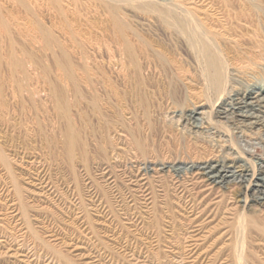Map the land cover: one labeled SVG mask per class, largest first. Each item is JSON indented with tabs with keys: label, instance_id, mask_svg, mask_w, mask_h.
<instances>
[{
	"label": "rangeland",
	"instance_id": "obj_1",
	"mask_svg": "<svg viewBox=\"0 0 264 264\" xmlns=\"http://www.w3.org/2000/svg\"><path fill=\"white\" fill-rule=\"evenodd\" d=\"M182 1L80 0L75 25L42 18L50 37L0 38V264H264V199L241 184L261 196L264 123L220 116L230 93L207 88L163 21L210 0ZM116 21L131 28L129 55L110 39ZM254 72L243 78L264 91ZM207 162L232 181L207 184L193 165Z\"/></svg>",
	"mask_w": 264,
	"mask_h": 264
},
{
	"label": "bare ground",
	"instance_id": "obj_2",
	"mask_svg": "<svg viewBox=\"0 0 264 264\" xmlns=\"http://www.w3.org/2000/svg\"><path fill=\"white\" fill-rule=\"evenodd\" d=\"M86 1L88 2L86 6L92 7L91 0ZM203 1L205 0H201V3ZM213 1L205 2L201 6L199 4V7H178L172 12L169 11L170 20L168 18L163 20L166 29L177 38L188 42L190 47L198 54L203 62V72L208 78L207 88L219 98L223 94L230 93L228 97L220 102V109L218 110L220 116L222 115L228 121L232 118L231 122L234 120L236 124L247 123L248 126L256 122L264 123V112L260 115L259 109L258 111L255 109V107L264 108V91L257 90L254 83H250L243 78L245 73L251 75L254 71L264 70V40L257 35L259 26L264 25V2L257 0L253 3L232 2V4L225 3L226 0ZM103 2L108 5L110 0H103ZM79 5L80 0H0V38L13 35L32 38L40 35L50 37L49 32L41 28L42 18L47 17L48 20L61 22L60 24L65 26L75 25L80 22V19L74 14ZM163 13L165 14L166 11ZM11 25L14 27L21 25V27L19 26L20 28L18 27L15 31H10ZM34 25L39 31L32 29ZM128 28L130 27L125 23L116 21L113 22L109 34L110 39L118 44V48L126 55L131 54L133 51L126 33ZM61 34L69 37L74 35L73 30H71V33L64 31ZM242 84H245L243 88L237 89L236 87L235 89L236 85ZM255 88L256 90H254ZM253 90L254 92H252ZM199 108L200 106H195L187 114L189 119L192 120L193 127H199V122L196 121L198 118L195 117L196 114L201 113L198 110ZM260 140L264 143V136L260 137ZM130 144L143 158L148 156L146 155L148 150L144 147L140 138L136 139L131 136ZM65 149L68 157L71 158L72 140L65 144ZM0 159L4 161L1 150ZM193 165L197 168L196 171L199 177L207 181V184H217L223 187L232 181L221 173V168L225 165H221L220 168H217L218 165L209 162L200 167L198 164ZM242 171L244 170L240 169V172ZM259 171L263 172V176H257L252 172L251 178L257 179L256 181L261 186L264 185V167L262 168L259 165ZM249 180L250 178L241 180L245 190V200L246 198L253 201L264 199V194H262L264 189L259 190L261 196L256 193L246 194ZM244 181H248L247 184Z\"/></svg>",
	"mask_w": 264,
	"mask_h": 264
}]
</instances>
